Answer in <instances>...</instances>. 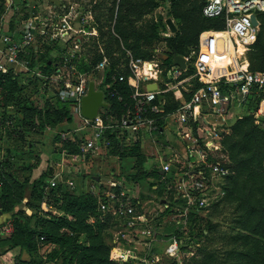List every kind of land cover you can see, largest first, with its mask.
<instances>
[{"label":"rangeland","instance_id":"rangeland-1","mask_svg":"<svg viewBox=\"0 0 264 264\" xmlns=\"http://www.w3.org/2000/svg\"><path fill=\"white\" fill-rule=\"evenodd\" d=\"M111 1L112 0L37 1V4L39 3L45 8V12H47L46 8L51 10L55 9L57 12H60L59 8H62L63 5L66 8L71 5L70 18L72 21L77 22V29H82V31L76 30L74 32V36L78 37L80 42L78 51L75 52V57L71 62L75 72L73 74L70 72L68 64L62 62L58 57L61 52L58 53L51 43L57 46L59 45L60 47L63 46L62 44L53 40L49 41L45 38H39L38 36L35 38L36 47L44 51L43 54H47L46 56L52 57L53 69L48 73H55L54 69H59L62 72L63 78L71 79L72 81L75 78L73 77L74 75H82L86 84L89 80H92L94 82V87L100 90V81L104 73L108 70L115 57L118 56L116 47L111 44L109 36L106 33L107 27L109 29L108 22L100 28L103 35L97 30V26L106 18L104 13ZM159 4L160 5L156 8L144 13L139 19L135 18V27L142 28L141 31H144L148 28V25L153 23L159 35H171L172 33L167 30L163 22L164 18L168 17L166 16L168 2H159ZM34 9L35 8L30 9L28 13L30 14ZM255 16L260 23L261 13H256ZM171 20L177 30L179 22L176 19ZM181 24L183 25V23ZM42 44H46L51 48L47 51L45 47H42ZM144 48L152 50V58L150 61L155 63L157 67L168 69L172 64L168 66L162 65L161 55L164 54L165 49L162 40L154 39L149 45L144 46L143 49ZM185 50L183 56L186 58V69L190 70L196 47L188 45L185 47ZM242 50L241 53H243ZM125 52L128 51L126 50ZM96 55H99L100 58L94 60ZM239 56L241 55L239 54ZM102 59H104L103 63H101ZM91 60H94L95 63L89 69L88 67ZM242 61L244 65V59ZM119 62L113 65L115 69L122 68L123 63ZM149 66L151 65L145 64V68H149ZM115 74L112 75V78H115L117 75H122L124 77L122 81H125L131 75L129 71L127 76L121 72ZM182 75L185 74L183 73ZM16 77L18 78V85L22 89V94L14 95L13 97L10 96L11 98L8 101L10 115L5 118H0V264H19L20 260L24 263L28 262V264H75L74 262L76 259L74 260V258L69 256L70 254L65 251V245H62L61 241L57 240L54 236L55 239H49L34 232L31 237L32 245L27 247L28 250L19 246L7 248L6 244L8 242V237L11 232H13L14 220L16 217H21L29 230L37 231L41 219L57 222L60 216L71 218L59 208L64 205L67 195L71 194L77 196L81 194H90L96 198L97 203L100 202L103 198L104 189L101 190L103 185L99 184V187L98 185L94 187V182L90 175L112 176L115 170L112 166L118 158L105 154L106 149H109L110 146L105 148L100 143L93 152L87 155L83 162L79 161L73 165L68 158L60 162L62 150L70 151L64 146V144L69 145L68 142L60 139V133L69 130L67 124H70V122L61 121L60 124L58 123L55 125L52 123L51 115L54 110L58 109V103H63L58 100L57 94L50 86L53 85L52 83H46V80L42 79L38 81L34 76L19 75ZM180 78L181 77L172 78L169 80L170 89L165 91V100L167 103L171 104L174 102L173 96L176 91L175 87L177 90L179 89L184 92L186 96L189 95L193 86V80L189 79V81L181 84L178 83ZM181 85H184L188 91L181 89ZM104 95L103 101L105 102L106 99ZM254 99L243 109H233L231 111L226 122L228 123L227 132L222 133L219 140V151L208 153L209 161L216 159L226 167L230 166L229 163L231 162L221 146V139L223 135L230 133L229 127L234 121L243 115L253 112L255 107ZM30 103L32 108L24 110L26 107L23 109L22 105ZM65 108L71 116V108L68 107L67 104H65ZM103 108L104 107L99 108V115H102L104 112ZM2 109L3 108L0 106V112ZM21 114L30 117L31 121L21 122L17 119ZM73 121H75L74 118ZM167 121L170 124V131L165 132L166 137L169 141L175 142L174 124L171 122L170 118ZM252 121L257 128L264 132V121L255 120V118L252 119ZM19 126L23 128V132L18 131ZM159 138V141L166 140L162 134H160ZM142 151L145 152L143 149ZM152 151L157 152L158 155L163 153L157 141L154 143ZM102 154L106 157L101 158L100 155ZM132 160V157L130 159L122 158L121 163L125 171H122V173L118 172L117 174L122 175L124 178L122 190L124 194L128 196L131 205L134 207L135 213L141 215L143 220L140 222L141 224L129 226L125 223L127 218L123 215L116 216L106 212L101 213L98 207L96 208V213L98 215L96 214L95 217L89 216L85 219V222L89 224H93L94 221H97L95 218H98V216H100L99 221L107 219L103 221L106 222L107 225L100 232V236L103 237L104 243L110 246L109 258L115 264H122L123 261L131 262L132 264H145L146 259L150 260V258L153 259V262L149 264L220 263V261L223 260V250L232 247L227 236L233 228L234 219L233 203L227 200H221L224 194L222 189L224 178L215 177V175L212 176L209 170L205 171V179L209 180V184L212 183L220 186L223 194L215 196L214 192L216 190L211 188L206 189L208 205L197 209L193 215L202 218L201 226L197 228L195 221L188 217L191 216L190 213L195 209L194 205L192 203L188 205L184 198H180L179 194L176 193L177 178L175 180L166 178L167 180L162 182L154 180V177L153 179H146L145 175L140 176L138 173L140 171V165L148 171L155 162L153 157L150 155H148L146 159L144 157L143 162L135 166V168L131 167L135 163ZM76 168H78V170L74 171ZM34 169L38 172L35 178H38L41 172L49 176L45 178L44 184L40 187H35L34 191L31 192L30 181L32 180L31 174ZM60 170L61 172H59ZM83 173L85 174L82 175ZM53 174H55L54 179L57 181V186H47V180L49 177L53 176ZM183 175L185 179H187V174ZM25 178L28 184L26 185L27 182L25 183V195H23L24 192L22 193L18 190L22 187L23 179ZM151 183L160 184V189L158 190L157 188L158 191L155 192L156 189L150 187ZM111 189L114 190L113 188ZM22 191H24V189H22ZM62 193L65 195L64 198L62 197ZM159 198L164 199L162 203L159 201ZM174 198L177 199L173 200ZM191 202H193V199H191ZM184 211L187 218H185L184 222L182 221V224H180L175 231L182 240L180 255L176 259L177 261L164 255L162 250L163 243L160 242L161 238H156V241L153 242L149 241L147 246L143 244L142 240L145 239L146 235L139 232L141 229L145 228L151 232L161 233L164 231V228L170 226L167 222L182 219L180 214L184 215ZM104 215L107 216L105 217ZM123 223H125L126 226L123 227ZM47 227L48 230L52 232L51 234L56 232L53 225L50 224ZM204 227H208V231H205V235H197V233H199L198 229ZM56 233L72 235L75 242L80 244L87 243V235L85 233H73L67 230L65 226L59 228ZM133 236L136 237L133 238ZM116 252L123 253V258H120ZM229 260H231V257Z\"/></svg>","mask_w":264,"mask_h":264},{"label":"built area","instance_id":"built-area-1","mask_svg":"<svg viewBox=\"0 0 264 264\" xmlns=\"http://www.w3.org/2000/svg\"><path fill=\"white\" fill-rule=\"evenodd\" d=\"M32 8L35 9L29 14ZM18 9L14 0H4V14L0 16V73L34 76L46 80V83L53 84L50 86L57 94L58 100L71 108L72 120L70 124H67L69 130L61 132L60 139L67 141L76 150L63 149L60 162L68 158L74 165L79 161L83 162L98 144L101 143L107 148L110 141L106 137V131L129 132L132 134L131 140L135 141V136L141 130L157 129V115L163 113L165 102L164 98H158L157 95L170 89L169 80L172 78L181 77L178 81L181 84L192 79L197 86L185 98L181 95L182 92L175 87L174 97L177 99V106L169 112L184 128L180 135L184 140L183 147L187 162L186 170L183 172L187 174V179L183 174L180 175L177 180L176 193L180 198H184L188 205L192 203L195 210L208 205L207 188L216 190L215 196L223 194L220 186L209 184V180L205 179V171L209 170L212 176L219 178L232 172L229 167L216 159L208 160V153L219 151V140L222 133L227 132L228 123L226 122L229 114L233 109H243L255 98L252 118L264 121V71L249 70L245 57L246 51L255 41L259 24L255 15L264 11V0H203L201 15L205 18L220 19L222 27L204 29L199 32L196 52L191 62V73L188 75H182L186 71L184 56V68H179L171 62L168 69H162L150 60L134 58L129 52H125L126 67L131 74L125 81L131 88V102L124 103L123 112L118 118H113L103 112L102 115L97 113L91 119L83 117L79 111V101L85 94L87 86L82 75H74L75 78L72 81L63 78L59 69H54L55 73H43L36 66L30 67L27 58L30 49L36 48L35 38L37 36L49 41L53 40L63 45L59 58L68 64L72 74L75 73L71 62L75 57V52L78 51L80 40L74 36V32L82 31V29H77V22L70 18L71 5L68 8L63 5L59 8L60 12L49 8H46L47 12H45L43 6L38 8L36 4L29 7L28 12ZM252 14L255 16L257 25L251 22ZM8 20L11 22L9 27L6 23ZM238 46L243 48L242 56L235 54ZM242 58L245 61L244 66ZM103 62L104 59L101 60V63ZM145 64L151 66L145 68ZM157 73H164V80H156ZM151 74H154L153 80L145 79ZM123 78L122 75L116 77L118 81H122ZM139 81L154 82L156 87L154 90H147L144 84L140 86ZM100 85L103 95L113 93L118 100L121 99L118 92L110 87L109 82L103 83V77ZM180 87L187 90L184 85ZM70 98H73V102L69 101ZM77 170L78 168L74 169V171ZM161 170L168 172L169 165H161ZM54 178L55 174L49 177L47 186L56 185L57 181ZM122 188L120 181H109L104 200L98 202V210L101 213L123 215L127 218L125 223L129 226L141 224L140 222L143 221L141 215L135 213L134 207ZM183 213L184 215L180 214L182 219L172 221L176 225V230L187 218L185 211ZM125 223L122 224L123 227L126 226ZM139 232L146 235L142 240L145 246L149 241L153 242L159 238L155 237V232L145 228ZM160 241L163 243L164 255L176 260L180 255L182 243L178 235L173 233L161 238ZM116 254L123 258V253L116 252ZM152 262L153 259H146L145 264Z\"/></svg>","mask_w":264,"mask_h":264},{"label":"trees","instance_id":"trees-1","mask_svg":"<svg viewBox=\"0 0 264 264\" xmlns=\"http://www.w3.org/2000/svg\"><path fill=\"white\" fill-rule=\"evenodd\" d=\"M159 2H168L166 16L171 19H176L179 22L177 30L168 36L159 35L153 23L148 25V28L144 31H141L142 28H137L134 25L135 18L139 19L144 13L156 8L160 5ZM15 4L22 6L23 2L21 0H15ZM202 4L203 0L111 1L104 13L106 18L97 26V30L103 35L100 28L108 22L109 29L107 27L106 33L109 36L111 44L116 47L118 56L115 57L108 70L104 73L103 83L109 82L110 87L118 92L121 99L118 100L117 96L113 93L112 95L105 94V102L108 104L107 107L103 108L104 111L109 108L113 117L118 118L121 112H123L124 103L129 104L131 102V88L126 84V81H118L116 79L118 75L112 78V75L118 72L123 73L125 76L128 75V70L126 68V50L134 58L150 60L152 58V50L148 48L143 49V47L149 45L154 39L162 40L165 46L164 54L167 55V57L166 59H161V62L163 66H168L171 64V56L173 54L183 56L186 51V46L191 45L196 47L197 35L201 30L210 28L220 29L222 27L220 19L205 18L201 15L200 9ZM2 11L3 0H0V14ZM260 13L261 22L259 23V30L255 41L245 53L248 62L247 66L251 71H264V11ZM181 23H183V25ZM51 44L52 46L54 45L53 47H55L58 53L62 51L59 45ZM42 47H45L47 51L51 48L46 44H42ZM43 53L44 51L39 50L38 47L35 49L31 48L27 58L29 59L30 67L36 66L43 73H48L53 69V61L51 56H46L47 54ZM58 57H60V53ZM98 58H100V56L96 55L94 60ZM94 60L90 61L89 69L94 65ZM119 61L123 63V66L120 69H115L113 65L117 64ZM190 72L191 69H186L184 74L188 75ZM35 79L41 81L38 78ZM196 86L195 81H193L192 89ZM18 94H22V89L18 85V78L11 73H0V106L3 108L0 112V118H5L10 115L8 101L11 97ZM165 95V92L161 94L164 98ZM176 106L177 101L171 104L166 101L163 106L164 112H170L174 110ZM22 107L23 109L26 107L24 110L32 108L31 103L27 105L23 104ZM105 114L108 113L105 112ZM51 116L52 123L55 125L58 123L60 124L61 121L68 123L72 120L68 110L65 108V104L63 105L61 103H58V109L54 110ZM17 119L21 122L31 121L30 117L22 114L20 117H17ZM252 119L251 114L241 116L230 125V133L223 135L221 139V146L231 162L229 163V168L232 171L230 174L223 177L224 184L222 189L224 194L221 200H227L233 203L234 219L233 228L227 236L232 247L223 250V260L217 264H264V132L253 124ZM18 131L23 132V128L19 126ZM105 134L110 141L108 151L112 153L119 152V149L116 147L114 134L111 131H106ZM64 146L70 151L76 150L72 145L64 144ZM120 151L119 154L121 156H132V161L135 162L131 166L132 168H135V166L143 162L144 157L136 144L129 148L124 147ZM141 167L140 165V171L138 173L140 176H147L148 174L142 171ZM149 175L159 180L160 175L156 170L151 171ZM48 176L49 175L46 173L41 172L38 178L32 179V182L30 181L31 192L34 191L35 187H40L44 184L45 178ZM166 178L175 180L177 176L174 172L170 171ZM166 178L164 181L167 180ZM26 182L27 179H23L22 187L18 190L22 193L24 192L23 195H25V186L28 184V182ZM150 185H152V183ZM157 188L158 190L160 189V184L157 185ZM22 189H24V191H22ZM115 190H117V188H115ZM104 194L105 192L103 191V198L101 201L104 200ZM64 196L65 195L62 193L63 198ZM97 204L96 198L90 194H81L77 196L71 194L67 195L64 205L59 208L71 218L60 216L57 222L41 219L37 231L29 230L22 221V218L16 217L14 220L15 224H13V232H11L8 237L6 247L12 248L19 246L28 250L27 247L32 245V234L36 232L38 235L46 238L51 239L55 237L57 240H60L61 244L65 245V251L70 254L69 256L74 258V260L76 259L74 262L75 264H115L109 258L110 246L104 243L103 237L100 236V232L107 225L106 222H103L107 220L104 219L107 215H104L105 217L102 218L104 220L100 221V216H98V218H95L97 221H94L93 224L85 222L87 217L96 216ZM195 211L194 209L192 213H190L191 216L188 217L195 221L198 228L201 226L202 218L193 216ZM50 224L55 227L56 232L59 228L65 226L67 230L73 233H85L87 235V243L80 244L75 242L74 237L66 233L57 234L54 232L51 234L52 232H50L47 227ZM175 226V223L172 222L170 226L164 228L163 232H155V237L165 238L175 233ZM205 231H208V227L198 229L199 233H197V235L204 236ZM230 257L231 260H229ZM19 264H28V262L24 263L20 260ZM122 264L132 263L123 261Z\"/></svg>","mask_w":264,"mask_h":264},{"label":"crops","instance_id":"crops-1","mask_svg":"<svg viewBox=\"0 0 264 264\" xmlns=\"http://www.w3.org/2000/svg\"><path fill=\"white\" fill-rule=\"evenodd\" d=\"M21 1L23 2V5L22 6L18 5V8H19L18 10H22V11L28 12L29 11V7H31L34 4H36V7H38V8L42 7L41 4H39V3L37 4V1H39V0H21ZM14 3H15V0H14ZM3 12H4V0H3V11L1 12L0 16L2 15ZM6 23H7V27H9V25L11 24L10 20L6 21ZM163 77H164V73H157L156 74V80H160V79L164 80ZM145 79H147L149 81L153 80L154 79V74H151L148 77L146 76ZM139 82H141L140 86H142V84L145 85L147 81H139ZM157 83L159 85V82H157ZM161 94L162 93L158 94L157 97L158 98H164V97L161 96ZM181 95L184 98L187 97L184 94V92H182ZM173 100L177 101V99L175 97L173 98ZM164 101H165V98H164ZM165 102H164V105H165ZM107 104L108 103L105 102V106L104 107H107ZM109 110L110 109L107 108L104 112H107L108 115L113 117V115L111 114V112ZM121 114H122V112H121ZM169 118H170L171 122H173V124H174V135L176 137L175 142H173L171 140L169 141V139L166 137V134H165V132L170 131V124L167 121V120H169ZM176 121H177V119L175 118L174 115L170 114L169 112H164V109H163V113L157 115V121H156V125L158 126L157 129L149 130V131L141 130L135 136V141L131 140L132 134L129 133V132L123 131L122 133H120V131H115V132L112 131V133L114 134V138L116 139V147H117V149H119V152H121L120 150L122 148H124V147L129 148L130 146L136 144V145H138V147L140 149V152L145 157V159H146V157L148 155L153 157L155 162L152 164L151 168H149L148 171L145 170L143 168V166L141 167L142 171H144L145 173L148 174L146 176V179H153V177L151 175H149V173H151V171H153V170H156L157 173H158V170H161V165L168 164L169 165V171L168 172L167 171L163 172L162 175L158 173L160 175L159 180L160 181H162V180L164 181V179L167 177V175L169 174L170 171L174 172L175 174H178V175H176L177 176L176 180H178L180 175L186 170L187 162H186V156H185L184 147H183L184 140L182 139V136L180 135V133L182 131H184V128H183L182 124H180L178 121L177 122ZM160 134L164 135V137L166 139L165 141H159ZM156 141L159 143L160 148H161V150L163 152V153H161L159 155L157 154V152H155V151L153 152L152 151V149L154 148V143ZM142 149L146 153L143 152ZM119 152H116V153L109 152L108 148L106 149V152H105V154L112 155V156H114V158L115 157L118 158V160H116L115 164L112 166L115 169L113 171V173H112L113 174L112 176L111 175H109V176L108 175H100L99 176L97 174H91L90 175L91 178L94 175L99 177L97 180H93L92 179L93 182H94L93 186L97 187V185H98V187H99V184L103 185V188H101V190L104 189L103 191L105 193L108 191L107 189L109 188V181L118 180V181H120L122 183V185L124 183L123 176L117 174L118 172L122 173V171H125V168L122 166L121 159L122 158L130 159L132 156H130V155L121 156L119 154ZM100 157L103 158V157H106V156H103V154H102V155H100ZM85 173H87V172H85ZM85 173H83L82 175H84ZM37 174H38V172H36V169H34L32 174H31V176H32L31 178L32 179L35 178ZM154 180H156V179H154ZM159 180L157 179V181H159ZM83 181H84V178H83ZM134 181H136V180H134ZM150 187L157 190V183L150 185ZM163 200H164L163 198H159V201L161 203L163 202ZM173 200H175V198ZM167 223H169V225H170L172 223V221L167 222ZM160 242L162 243V241H160ZM6 253H8V252H6Z\"/></svg>","mask_w":264,"mask_h":264},{"label":"water","instance_id":"water-1","mask_svg":"<svg viewBox=\"0 0 264 264\" xmlns=\"http://www.w3.org/2000/svg\"><path fill=\"white\" fill-rule=\"evenodd\" d=\"M250 19L252 24L257 25V21L253 14L250 16ZM163 22L170 33L175 32L176 27L170 17L164 18ZM166 57L167 55L165 54L162 55V59H166ZM171 62L177 65L179 68L185 67V58L181 55L173 54L171 56ZM155 87L156 84L154 82H147L145 84V88L147 90H154ZM69 101L73 102V98H70ZM103 106H105V102H103L102 91L96 89L94 87V82L92 80H89L87 82L86 92L81 96L79 101L80 114L85 118L91 119L98 113L99 108ZM158 173L162 175L163 171L158 170ZM98 178L99 177L96 175L92 176L93 180H97Z\"/></svg>","mask_w":264,"mask_h":264},{"label":"bare ground","instance_id":"bare-ground-1","mask_svg":"<svg viewBox=\"0 0 264 264\" xmlns=\"http://www.w3.org/2000/svg\"><path fill=\"white\" fill-rule=\"evenodd\" d=\"M243 48L241 46H238L237 50L235 51V54H237V56H239V54L242 56L241 50ZM243 60V59H242ZM232 61V59L230 60ZM216 65V64H215ZM234 65V64H233ZM242 65H243V61H242ZM244 66V65H243Z\"/></svg>","mask_w":264,"mask_h":264}]
</instances>
